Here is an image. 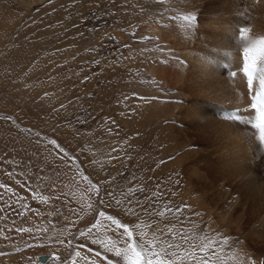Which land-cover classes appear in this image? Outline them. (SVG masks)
Here are the masks:
<instances>
[{
  "label": "bare ground",
  "instance_id": "bare-ground-1",
  "mask_svg": "<svg viewBox=\"0 0 264 264\" xmlns=\"http://www.w3.org/2000/svg\"><path fill=\"white\" fill-rule=\"evenodd\" d=\"M115 2L117 22L99 40L115 36L116 48L130 47L102 62V113L112 115L117 133L103 167L112 164L119 182L134 176L135 217L159 201L160 212L145 215L167 233L197 244L205 235L226 238V253L236 245L242 258L244 250L264 256V146L250 125L222 119L255 114L258 81L246 96L239 28L249 27L250 39L264 36V0H195L192 9L184 0ZM141 190L144 199L136 197ZM153 227H145L148 236Z\"/></svg>",
  "mask_w": 264,
  "mask_h": 264
},
{
  "label": "rangeland",
  "instance_id": "rangeland-1",
  "mask_svg": "<svg viewBox=\"0 0 264 264\" xmlns=\"http://www.w3.org/2000/svg\"><path fill=\"white\" fill-rule=\"evenodd\" d=\"M109 1L110 4L103 0H46L39 4L35 0H0V61L4 53L14 48L16 36L25 33L29 41L33 34L41 43L51 37L52 42L45 41L51 46L38 59L56 55L47 59V68L57 65L60 71L56 75L67 95L62 115L60 108L32 107L28 97L18 103L8 88L7 91L0 88V185H4L0 187V264H41L43 260L48 264H91L93 260L95 264H107L102 259L105 256L114 264H124L122 259L105 252V247L118 241L122 229L115 230V225L100 217L99 211L128 223L130 228L138 225V231L145 233L154 225L148 238L155 233L164 242L179 244L178 252L188 247L184 238L169 234L168 227L158 225V218L151 221L146 217L145 214L160 212L163 205L159 201L141 208L137 217L126 212L127 208L133 209L134 198L128 185L134 176L119 182L114 166L102 165L103 151L110 150L109 161L113 158L114 152L109 148H113L117 135L113 133L112 115L105 118L102 113L101 92L108 83L101 76L102 62L106 55L110 58L116 50L130 47L117 42L116 48L115 36H109L104 44L99 40L117 22L113 18L118 15L114 9L116 0ZM119 15L118 21L122 23L123 12ZM31 18L35 21L31 22ZM43 24L52 28V34L41 39L43 31L30 30L29 26ZM50 73L52 70L48 69L34 81L31 92L38 83L49 81ZM114 85L117 87L118 82ZM48 86H52V79L45 85ZM111 97L110 93V107ZM54 114L60 121L51 127ZM103 137L110 138V145ZM89 180L99 188V194ZM136 197L144 199L145 191L141 190ZM97 220L100 223L92 228ZM97 251L100 257L95 255Z\"/></svg>",
  "mask_w": 264,
  "mask_h": 264
},
{
  "label": "snow or ice",
  "instance_id": "snow-or-ice-1",
  "mask_svg": "<svg viewBox=\"0 0 264 264\" xmlns=\"http://www.w3.org/2000/svg\"><path fill=\"white\" fill-rule=\"evenodd\" d=\"M184 2L189 9L195 7V0H184ZM256 2L260 3L261 0H256ZM159 3H165V0H159ZM183 19L187 21L188 26H191L196 21V15L189 14ZM250 31L249 27H240L239 39L242 42V73L247 79L246 96L252 93L254 81H258V90L251 95V108L255 110V114L228 113L222 119L250 125L252 129L256 130L259 144L264 146V36L258 39H250ZM236 75V72L232 73V76ZM50 143L56 145L55 140H51ZM57 147L59 146L57 145ZM84 179L88 180V177L85 176ZM88 182L99 194V188L90 180ZM0 187H4V185H0ZM116 203L121 204V201L117 200ZM108 206L111 207V204ZM125 211L135 214L132 208H127ZM99 216L111 221L115 225V230L122 229V232H119L118 241L105 247V252H110L116 258L122 259L124 264H226V261H231L232 264H264V259H260L259 256L253 259L251 255L245 254L242 258L235 252H224V246L229 243L226 238H212L205 235L199 238V244L188 243L187 238H184L188 247L184 248L183 252H178L176 249L181 248V245L164 242L155 233L149 239L147 233L138 231V225L130 228L128 223H121L119 219H115L113 216H105L103 211H99ZM99 223L100 221L97 220L92 228H95ZM92 228H89V233H91ZM25 231H30V229H25ZM80 234L84 235L83 232ZM59 243H63V241H59ZM95 255L100 257L101 254L97 251ZM76 256L79 257L80 253L76 252ZM82 258L87 260V257ZM56 259L60 260V257H56ZM102 259H106L107 264H114V261L107 256ZM41 264H48V262L43 260ZM91 264H95V261L93 260Z\"/></svg>",
  "mask_w": 264,
  "mask_h": 264
},
{
  "label": "crops",
  "instance_id": "crops-1",
  "mask_svg": "<svg viewBox=\"0 0 264 264\" xmlns=\"http://www.w3.org/2000/svg\"><path fill=\"white\" fill-rule=\"evenodd\" d=\"M27 1V0H22ZM39 4L44 3L39 0H35ZM39 13V12H38ZM37 16V14H36ZM31 22H34V18L30 19ZM33 26L30 25L29 29L33 30H41L44 35L41 37H46V34H52V28L46 27V24L42 26ZM45 27V28H44ZM4 29H7L4 28ZM28 29V30H29ZM36 31L33 33L35 34ZM48 32V33H46ZM25 33L16 36V44L10 53H4L0 61V88H4V91L10 90L14 95H16L18 103L23 102L27 97L30 105L32 107H41L45 110L52 109L58 110L60 108V112L62 115L65 108V103L67 99V95L62 91L63 87L60 86V78L56 75L60 70L57 68V65H51L47 68L49 64L47 59H52L55 54H48L38 59V56L51 46V43L45 41H51L52 38L49 37L44 39V43L38 42L35 40L34 35L31 34V39L27 41V38L24 37ZM48 37V36H47ZM7 39L6 36L3 39ZM44 45V46H43ZM13 46V45H12ZM52 70V86L45 87L47 85V81H42L37 84L36 88L32 90V84L34 81H37L42 74L47 70ZM61 87L62 89H60ZM2 91V92H4ZM2 105V103L0 104ZM73 106V105H71ZM71 109V107H70ZM52 123L51 127L54 126L58 121H60V117H56V114L52 115ZM67 129V128H66ZM64 129V130H66ZM2 260V257L0 258Z\"/></svg>",
  "mask_w": 264,
  "mask_h": 264
}]
</instances>
